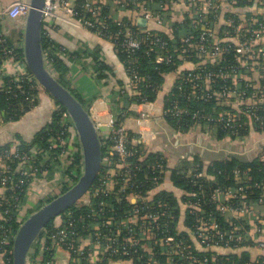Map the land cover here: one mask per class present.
<instances>
[{
	"label": "trees",
	"instance_id": "trees-1",
	"mask_svg": "<svg viewBox=\"0 0 264 264\" xmlns=\"http://www.w3.org/2000/svg\"><path fill=\"white\" fill-rule=\"evenodd\" d=\"M186 1L192 13H185L182 19H174L170 16L173 0H153L158 5L155 7L156 12L162 14L166 12V16L162 18L164 27L167 26V28L161 30L151 28V32L146 35V32L142 31L143 26L135 22L130 25L135 35L142 40L130 60L120 46L122 36L119 35L113 39L118 58L129 79V82L118 81L117 87L109 91L111 111L118 113L117 124H124L126 118L133 113L129 109L130 104L144 101L157 102L164 112L163 117L166 123L182 133L198 127L201 132L209 134L216 140L225 137L241 140L252 132L263 135L264 100L258 104L256 119L255 115L250 116L244 113V105L240 104L236 107L223 98L218 99L210 94L209 88L218 90L223 84L231 87L237 84V88L241 87L245 90L244 95L251 97V92L255 89L254 84L258 82L264 87V45H253L251 54L258 55L257 60L245 59L237 51L238 35L233 33V26L226 23L228 19H231L234 25L252 19L255 22L251 27L255 28L259 27V23L264 25V17L256 10H249L253 0H227V9H223L221 2L216 0L207 12H202L199 8L202 1ZM159 4L162 5L161 8ZM235 8H246L242 18L235 12ZM113 19L108 18L112 32L125 28ZM3 21V23L0 21V114L1 122L9 123L20 120L24 114L34 109L39 104L41 92L48 93L33 75L30 79L17 80L15 74H3L4 61L8 60L13 64L24 61L22 48L17 44L22 39V29L16 24L9 26L13 22L8 24L7 19ZM124 21V23L127 22L126 19ZM47 23L43 24L42 49L48 61L52 63L53 74L88 108L89 102L76 93L69 82L68 61L79 62L80 66L88 71L85 60L89 52L86 50L75 53L65 50L60 53L59 43L50 38L46 32ZM6 27L9 30L7 34L4 33ZM203 27L209 29L211 43L219 44L223 48V52L216 61L204 60V57H200L196 52V44ZM245 28V32H248L247 27ZM11 33H13L12 40L9 38ZM155 38L165 41L166 47L171 50L185 48L186 51L182 53V57H174L171 62L159 61L157 53L163 52L162 47L156 46L154 51L150 49L154 44L152 39ZM187 38L189 43H184V39ZM238 38L249 41L248 33L239 35ZM188 61L201 67L197 72L203 74L205 71H212L216 75L215 80L209 82L210 87L200 79V88L192 93L193 81H190L191 76H189L192 70L190 67L180 69L183 65L190 66ZM252 64H254L253 69L250 68ZM90 66L89 75L97 86L100 89L106 86L112 74L111 66L95 56ZM221 72L225 76L223 79L217 77ZM134 75L136 77H133ZM49 97L54 105L51 120L41 126L31 140L25 141L16 134L15 138L19 143L14 152L10 149L17 140L12 139L0 145V153L8 151V157L10 153L18 154L17 157L11 154L10 157L13 160L11 161L10 157L7 160L12 167H17L20 162L19 156L25 153L30 156L26 165L37 169L35 176L19 175L17 171H14L16 172L14 174L19 176L18 184L16 186L10 184L13 190L9 193L13 192L14 196H19V200L15 203L22 207L21 211H17L16 207H8L7 204L0 205V211L4 213L0 224L8 228L10 226L12 233L16 232L19 224L28 214L75 183L81 171L80 151L73 154L69 152L64 159L66 165L63 170V180L57 183L58 186L61 185L59 192L49 196L48 194L42 197L38 195L35 202L29 201L27 197L29 186L34 177L37 178L43 171H47L49 178L54 177V171L61 161L58 157L61 152L58 137H65L67 134L65 132L61 135V130L65 128L63 125L65 108L50 95ZM175 106L176 109L181 110L180 114L172 112L176 110ZM225 112L234 114L235 120L232 121L231 127H225L224 122L217 119L220 113ZM193 113H196V116L193 117ZM126 133L130 154L124 163H120L118 154L112 149L111 133L108 129L103 131L100 129L103 158L106 157V159L102 161L99 174L87 193L88 200L76 202L44 227L31 247L28 264H57L54 259L56 248L52 242V234L65 225L67 217L73 218L76 223L74 233L70 237L74 248L77 244H83L85 239L89 240V244L83 245L84 253L79 255L80 259L71 254L73 264H91L88 253L94 252L95 249L97 253L94 252V256L99 264L124 260H131L132 264H155L142 250L132 252L131 255L111 254L110 251L104 250L108 242L104 237L114 236L117 225L126 222L135 207L141 205H149L153 210L163 209L164 211V217L160 218V223L167 224V231H164L161 226L155 229L154 235L149 237L148 245L153 248L159 264H167L170 258L158 251L159 239L165 236L182 239L189 244L198 263L207 259L204 264H264V246H262L264 244V205L258 202L264 190V142L259 151L250 158L222 157L204 164L203 160L195 155L192 161L180 158L175 164L168 151H165L167 149L164 150L167 147L166 144L155 140L147 146L139 141L137 132L126 130ZM111 169H115L117 175H112ZM123 175L125 179H122ZM110 179H114L111 188L95 195V189ZM124 185L125 187L121 190ZM168 185L171 187L168 188ZM239 187H242L240 194L236 193L231 198L224 197L225 190ZM176 188L180 190L178 196L174 193ZM217 192L221 194L220 199L215 198ZM132 194L144 196L147 199L145 204L141 199L135 203L132 202L129 198ZM226 205L230 207L245 205L248 211L239 214L235 210L221 208ZM107 220H111L110 226ZM122 233L124 234H121L120 239L127 234ZM193 239H196L197 244L193 243ZM225 239L233 240L227 242ZM0 253V264H11L12 241L1 248ZM171 258L172 263L178 262L176 256Z\"/></svg>",
	"mask_w": 264,
	"mask_h": 264
},
{
	"label": "built area",
	"instance_id": "built-area-1",
	"mask_svg": "<svg viewBox=\"0 0 264 264\" xmlns=\"http://www.w3.org/2000/svg\"><path fill=\"white\" fill-rule=\"evenodd\" d=\"M103 0H44L43 8H42V14H43V22H55V23H62L65 25H68L70 27L76 28V29H83L88 30L92 32L93 34L97 35L100 38H104L110 41H113V39L117 38L119 35L122 36L120 46L123 51L126 52L127 56L129 57V60L131 59L132 54L134 51L139 48V46L142 43V40L137 37L135 32L131 29L130 25H133L134 22L136 23V18H143L145 19L146 23H149V21H155L158 25L164 26L165 23L163 21L164 16H166V12L159 13L155 11V3L153 0H113L116 5L117 9L119 11H124L127 13V22L124 23V18L122 16H119L114 18L119 25L124 26L122 30L112 32L110 30V24L108 23V18H112V14H108L107 11H104L105 6L103 5ZM202 1L200 5V9L202 12H207L208 9L214 5L216 0H200ZM181 2L183 6L190 8L185 2L186 0H173V3ZM162 5L159 4V8H161ZM191 9V8H190ZM29 10V2L28 0H14L10 2L6 7L2 8V11L0 12V21L3 23L4 19L13 21V22H20L19 24L24 23V19L27 15V12ZM188 10V9H187ZM189 11V10H188ZM133 12H136L137 14L134 16L132 14ZM172 12V11H171ZM170 12V16H172V13ZM191 12V11H189ZM188 13V12H186ZM192 13V12H191ZM184 17V16H183ZM182 17V18H183ZM173 18V16H172ZM181 18V19H182ZM255 21L252 19L245 20L244 22L233 24L231 19H228L226 23L228 25L233 26V33L235 35H246L248 33V42L239 40L237 37V51L242 55L245 59H258V55L251 54L253 45H264V25L262 23H259V27L252 28L251 26L254 24ZM43 23V24H44ZM137 24V23H136ZM138 25V24H137ZM142 27V26H141ZM248 32H245L246 28ZM251 27V30H250ZM142 31L146 32V35L151 32V28L148 26V24L144 27ZM47 32V31H46ZM45 32V33H46ZM48 34V33H47ZM1 35V34H0ZM211 33L209 29L206 27H203V30L201 32L200 38L198 43L196 44V52H198V55L200 57H204L203 59H209L216 61L219 59L221 52H223L222 46L219 44L211 43L210 41ZM150 38V37H148ZM154 44L151 46L150 49L154 51V47L161 46L163 52L157 53V59L159 61H166L171 62L173 61L174 57H182V53L186 51L185 48L183 49H174L171 50L169 47H166V42L160 40V38L152 39ZM184 43H189L188 38L184 39ZM19 44L20 48H22V40L17 43ZM185 47V45H183ZM60 53H63L65 51V48L63 46L59 47ZM11 50H9L10 52ZM56 52V51H55ZM45 57V63L49 71L53 74V66L52 63L48 61L47 55L43 52ZM52 56H50L51 58ZM24 60V59H23ZM8 62L4 61L3 63ZM190 63V69L192 70V74L189 75L190 81H193V84L191 85L192 93H195L201 86V80H203L204 84H206L208 87H210L209 82L214 81L216 78V75L212 73V71L204 72L203 74L197 72L201 67L197 66L194 62ZM16 73L15 76L17 80L30 79L32 74L28 70L26 64L24 61H18L14 63ZM254 64L251 65L250 68L253 69ZM235 70H233V73ZM54 75V74H53ZM180 75V74H179ZM219 78L225 76L221 72V74H218ZM237 74L235 73V76ZM188 76V77H189ZM222 76V77H221ZM133 77H136L135 75ZM239 79V78H238ZM263 80H264V73H263ZM251 82V81H249ZM251 84V83H250ZM255 85L254 91L251 92L252 96L247 97L245 94V90L241 89V87L237 88V84L234 87H231L229 85H221L219 89H212L209 88L210 94L213 96H216L218 99L223 98L227 103H232L234 106L238 107L240 104L244 105L245 108H243V111L245 114L257 117V110L259 109L258 104H260L264 100V87L260 86V84L257 82ZM259 99V100H258ZM150 105L153 108L152 102H140V103H132L129 106V109L131 108V105ZM176 109V106L174 107ZM264 111V108H263ZM174 114H180L181 110H172ZM149 111L144 109L138 112V117L136 119L138 127H139V141L143 143H147L150 140H152L155 137V133L151 130V121L150 117L148 115ZM96 116L98 114V110L95 112ZM164 114V112H163ZM117 112H112L108 114V119L105 124H103L98 119L94 121L96 127L100 129L102 127H106L108 131L111 133V140L113 141L112 149L118 154L120 163H124L126 157L130 154V151L127 147V133H126V127L124 124H117ZM92 116V115H91ZM196 116V113H193V117ZM64 117V126L65 128L61 130V135H64L65 132L67 134L65 137H58V141L60 143V146L64 143L66 144V141L69 139V135H75L72 139V149H77L80 151L78 136L75 130V127L68 116L67 112L63 114ZM93 118V117H92ZM219 121L224 122L225 127H231L233 125L232 121L235 120L234 114L225 112L220 113L217 117ZM257 119V118H256ZM17 143L11 146L10 151L14 152L17 150ZM71 148V145H70ZM8 151L0 153V205L3 206V204H7L8 207L11 206L10 204L14 202V205L11 207H16L17 211H21L19 205L16 202L17 198H14V194L9 193L10 190H13V187L9 186L12 184V186H16L18 184V177L14 174L17 171L19 175H33L37 173L36 168H32L29 165H26V162L30 160V156L26 155L25 153L21 154L19 156L20 162L17 165V167H12L11 164L7 161L9 160V157L11 154H14L15 157L18 156L16 153H10V156L8 157ZM61 157V156H60ZM106 159L103 158V160ZM10 160L12 161L13 158L10 157ZM102 160V161H103ZM24 163V164H23ZM111 169L110 171H112ZM113 173H116L117 171L113 170ZM112 173V174H113ZM127 175V173L125 174ZM125 175H123L122 179H125ZM35 180V177L33 181ZM33 181L30 183L32 186ZM110 180H106L103 185H101L98 189H103L107 184H109ZM127 184V183H126ZM125 185L122 187L121 190ZM95 189V192L98 190ZM242 191V187L239 188H228L224 191V197L225 198H231L236 195V193L240 194ZM219 194V192H217ZM217 197V194L215 193V198ZM13 198V201L11 199ZM132 202H137L139 199L145 204V201L147 200L144 196H141L139 194H132L130 197ZM261 205H264V190L260 194V198L258 200ZM222 209H229V210H235L237 213L242 214L248 211L246 206H239V207H230L229 205L221 206ZM7 211V210H6ZM4 213L0 211V219L4 218ZM164 217V211L163 209L159 210H153L149 205H141L139 207H135L132 214L128 217V220L126 222H123L119 225H117L116 233L114 236H107L104 237V239L108 240L104 250L110 251L111 254L118 253L119 255H131L132 252H136L139 250L145 251V255L148 256L149 260H152L153 263L159 264L157 257H155V254L153 252V248H150L149 245V237L151 235H154L155 229L163 227L164 231H167V224L166 223H160V218ZM106 222L109 223V226L111 225V220H107ZM76 223L73 218L67 217L65 225L63 227H60L52 234L53 244L55 248L57 247H63L65 248L69 253L74 254L78 256L77 259H80L79 255H82L84 253L83 245H85L86 239L83 241V244H77L74 248L73 243L70 241L71 235L74 233V227ZM122 232L127 233L124 235L121 239V234H124ZM163 232V230H162ZM14 233L11 232L10 226L5 227L3 224H0V249L3 248L5 245H9L10 242L13 240ZM222 237V236H221ZM233 239H225V241H231ZM160 241V248L159 253L160 254H166L170 258L171 256H176L178 259V262L172 263L171 259L169 258V262L167 264H204L206 263L207 259H205L203 262H197L196 255L192 251V248L189 244L185 243L182 239H174L173 237L165 236L159 239ZM225 245H228V243H225ZM264 246V244H262ZM134 249V251L132 250ZM97 253V249L94 251ZM94 252L88 253L89 259L91 260V264H99L97 262V258L94 256ZM1 254V253H0ZM4 255V253H2ZM11 261V259H10ZM29 263V262H28ZM219 264V263H215Z\"/></svg>",
	"mask_w": 264,
	"mask_h": 264
},
{
	"label": "crops",
	"instance_id": "crops-1",
	"mask_svg": "<svg viewBox=\"0 0 264 264\" xmlns=\"http://www.w3.org/2000/svg\"><path fill=\"white\" fill-rule=\"evenodd\" d=\"M2 1V5L6 7L10 2L14 0ZM219 1L221 2L223 9H227V0ZM102 2L106 8L107 13L110 15L112 14V18L117 19V17L122 16L124 20H127V13L124 11H119L117 9L116 3L113 0H103ZM157 6V4L154 5V7ZM187 9L189 11H192V9L183 6L181 2L172 3L171 10L173 18L181 19L186 12H189ZM234 10L238 13L240 18H242L244 15L243 12L246 10V8H235ZM249 10H256L258 14L264 17V0H253L252 6L251 8H249ZM132 14H134L135 16L137 13L133 12ZM138 19H140L139 16L138 18H136V23L138 22ZM16 23L19 24L18 22ZM147 24L153 30H161L167 28V26L164 27L158 25L153 20L149 21V23H146V25ZM5 25L7 26L6 23ZM7 28L8 27L5 28V34H7L9 31ZM46 29L50 38L56 40L60 46H63L65 48L66 51L82 53L87 50L89 52L85 60L89 69L88 71L84 70L80 66L79 62L70 60L68 61L70 65L69 82L74 91L78 93L83 99L89 102L88 109L94 121L98 119L103 124H105L108 119V114L112 113L110 108V89L113 87H117L118 81L120 80L129 82V79L127 78L126 72L124 70V66L118 58L114 43L110 40L100 38L88 30L76 29L62 23L49 22L46 25ZM94 56L98 57L100 60L102 59L112 68V74L107 80V85L103 86L101 89L97 86L94 79L89 75L91 67L90 65L93 61ZM186 67L190 66L183 65L180 67V69ZM4 69L5 70L3 71V74L16 73L15 66L10 61L4 63ZM169 79L170 77L168 78V80ZM152 103L153 108L150 105L146 104L131 105L130 111L133 113L126 118L124 125L126 127V130H131L138 133L139 127L136 121L138 112L144 109L148 110V115L151 121V130L155 133V137L144 144L149 146L155 140L159 141L162 144H166L167 147L163 148L164 150L167 149L165 151H168L171 160L175 164H177L178 159L180 158H187L192 161L193 156L195 155L199 156L203 160L204 164L222 157L240 156L243 158H250L259 151L261 144L264 142V134L260 135L257 132H252L250 135L241 140H233L229 137H225L221 140H216L209 134L201 132L198 127L193 128L186 133H182L180 130H176L170 127L164 120L163 111L162 109H160V106L157 105L158 103ZM53 109L54 105L49 95L41 92L39 104L34 109L24 114V116L20 120L15 122L3 123L1 122L0 114V145L12 139L17 140V138H15L16 134H18V136L25 141L31 140L36 131L51 120V113ZM97 110L98 114L96 116L95 112ZM104 129H106V127L101 128L102 131ZM164 150L163 152L166 153ZM53 175V178H49L47 171H43L40 176L35 178L37 179L38 183V185L35 184V186H39L40 195H44L48 191V189L52 191L55 190V188H51V185L59 182V177L61 175L57 167ZM57 187L58 184L56 185V188ZM170 187L171 185L168 188ZM31 188L32 189L28 191L29 193L27 197L29 200H33L30 202H35V200L33 199V191H35L34 185H32ZM174 193L178 196L180 195V190L176 188L174 189ZM216 194L217 199H220L221 194ZM181 211H183L182 208ZM179 222H181V220ZM84 243L85 245L89 244V240L87 239ZM193 243L197 244L196 239H193ZM54 259L57 264H73L71 253H69L63 247H57L55 249ZM108 264H132V262L131 260L110 261Z\"/></svg>",
	"mask_w": 264,
	"mask_h": 264
},
{
	"label": "water",
	"instance_id": "water-1",
	"mask_svg": "<svg viewBox=\"0 0 264 264\" xmlns=\"http://www.w3.org/2000/svg\"><path fill=\"white\" fill-rule=\"evenodd\" d=\"M28 2L29 10L22 24L23 59L39 85L65 108L70 117L78 136L81 171L76 182L66 191L42 204L19 224L12 240L11 264H28L29 252L41 231L51 220L88 193L99 174L103 160L100 132L89 109L46 66L42 49L44 0ZM137 23L140 26L146 25L143 18L138 19Z\"/></svg>",
	"mask_w": 264,
	"mask_h": 264
},
{
	"label": "rangeland",
	"instance_id": "rangeland-1",
	"mask_svg": "<svg viewBox=\"0 0 264 264\" xmlns=\"http://www.w3.org/2000/svg\"><path fill=\"white\" fill-rule=\"evenodd\" d=\"M3 1L2 0H0V12L2 11V8L4 7V5H2L3 3H2ZM13 21H10L9 20V22H8V24H11ZM20 23V22H19ZM15 24H17L16 22H13V24L12 25H9V26H13V25H15ZM17 26H19L20 27V29H22V25L21 24H17ZM13 33H11L10 34V39L12 40V35ZM90 72V71H89ZM75 135H69V139L66 141V146L64 145V143L62 144V146H61V152L59 153V158H60V164L58 165L59 167H57V169H58V171H60V181H62L63 180V174H62V172H63V170H64V168H65V165H66V161L64 160L65 159V157L68 155V153L70 152L71 154H73V153H76V151H78V147H77V150L75 149H72V144H73V141H72V139H73V137H74ZM17 144L19 143V141L17 140V141H15ZM70 145H71V148H70ZM61 156V157H60ZM113 171V170H112ZM111 171V172H112ZM112 174V173H111ZM112 175H116V173H114V174H112ZM56 183V182H55ZM57 183H59V182H57ZM57 183L56 184H52L51 185V188L52 189H54L55 188V190L54 191H52V190H49L48 189V191L44 194V195H40L39 194V186H35V184H37L38 185V183H37V179H35L34 181H33V185H34V188H35V191H33V199L34 200H36L37 199V197H38V195H40L41 197L42 196H46L47 194H48V196L49 195H53L54 193H56V192H59V190H60V186H58L57 188H56V185H57ZM113 183H114V179H110V182H109V184H107L106 186H105V188H103L102 190L101 189H98L96 192H95V195H97L100 191H106L107 189L109 190L110 188H111V185H113ZM29 188L30 189H32L31 188V186H29ZM105 189V190H104ZM44 191V190H43ZM51 191V192H50ZM31 193H32V191H31ZM88 196H89V194H87V196L85 195V196H83L82 197V201H87L88 200ZM14 198H17V200H19V196L18 195H15L14 196ZM29 201H33V200H29ZM11 206H13L14 205V202H12L11 204H10ZM20 209H21V207H20ZM87 240V239H86Z\"/></svg>",
	"mask_w": 264,
	"mask_h": 264
}]
</instances>
